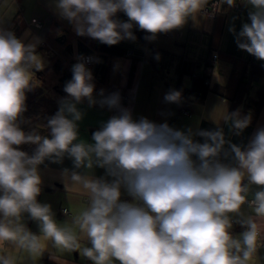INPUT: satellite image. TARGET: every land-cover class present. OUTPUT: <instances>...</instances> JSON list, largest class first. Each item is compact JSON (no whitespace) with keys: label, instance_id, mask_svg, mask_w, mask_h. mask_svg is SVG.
Wrapping results in <instances>:
<instances>
[{"label":"clouds","instance_id":"obj_1","mask_svg":"<svg viewBox=\"0 0 264 264\" xmlns=\"http://www.w3.org/2000/svg\"><path fill=\"white\" fill-rule=\"evenodd\" d=\"M235 3L221 4L231 8ZM244 3L251 7L250 23L239 33L234 26L229 31L239 49L264 61V0ZM207 5L208 0H54L57 14L77 35L109 46L134 41V25L150 34L145 39L155 40L159 33L182 28L189 18L195 22ZM119 12L128 21L117 19ZM37 43L38 38L25 44L0 27V264H18L14 252L27 254L34 264L49 243L62 252L78 251L92 264H259L264 127L241 146L226 140L219 127L179 130L146 117L135 120L130 109L121 107L118 92L104 96L101 90L102 99L94 98L92 72L78 62L63 89L67 97L47 121L51 138L26 133L20 127L25 93L34 87L33 69L44 68ZM84 99L90 107L99 103L118 111L92 134L94 143L76 142L77 122L83 118L77 105ZM164 100L179 104L182 93L169 90ZM222 120L240 135L252 117L237 109ZM24 144L36 146L32 154L20 150ZM66 155L74 169L104 168L112 179L64 169L67 181L78 185L87 201L58 224L51 205L37 200L42 190L38 166L46 159L62 163ZM121 189L130 202L121 199ZM25 213L38 222L39 235L26 227ZM64 214L69 215L68 209ZM234 224L245 229L238 237L231 232Z\"/></svg>","mask_w":264,"mask_h":264},{"label":"crops","instance_id":"obj_2","mask_svg":"<svg viewBox=\"0 0 264 264\" xmlns=\"http://www.w3.org/2000/svg\"><path fill=\"white\" fill-rule=\"evenodd\" d=\"M209 1L211 0H208V3ZM218 1L219 9L214 16L202 11L195 22L189 18L182 28L159 33L155 40H143L135 36L134 41L119 42L118 44L127 48V53L110 56L106 82H95L98 89L93 92L94 98L97 101L102 99L101 90L104 96L120 91L128 96L120 99L121 107L130 109L135 120L146 117L157 124L167 122L169 126L179 130H216L219 127L223 129L226 140L246 146L256 130L264 127V61L257 60L253 55L239 49L235 35L229 31V28L234 26L236 33H239L244 23H250L248 13L251 7L246 5L244 0H236L235 6L231 8L227 4H221L222 0ZM15 16L16 24H12ZM33 17L43 21L40 29H29L27 21ZM116 18L128 21L123 12L117 13ZM0 20V27L7 26L9 31L15 29L16 37L22 39L25 44L29 43L33 36L34 42L38 38L37 45L46 33L51 36L66 35L67 32L56 23L58 20L75 35L76 38L72 41L73 52H78L77 34L71 23L59 17L54 0H0ZM136 27L138 26L134 25L132 31ZM28 31L30 32L27 35ZM149 35L148 33L147 36ZM41 47L40 45L36 54L41 51L47 53L46 60L40 56L45 67L49 61L50 50ZM215 53L218 54L216 58ZM157 54L159 59H156ZM133 61L135 69L131 76ZM183 61L188 62V71H182ZM198 74H205L210 84L203 100L182 98L179 104L165 102V94L175 89L179 81L190 87ZM259 98L263 100L255 104ZM77 107L82 111L83 118L77 122L76 142L94 143L93 130L100 129L101 124L112 117L114 109L101 107L99 103L90 107L87 99ZM237 109L244 115L250 113L252 117L250 125L240 135L233 133L230 121L222 120L226 112L231 113ZM44 136L51 138L50 134ZM194 139L203 142L202 137L195 136ZM225 147L227 148V145ZM64 169H68L69 173L75 170L93 178H105L109 181L112 179L106 175L104 168L94 166L91 170L74 169L73 161L67 155L62 163H53L46 159L38 166L42 190L37 200L42 204L51 205L58 224L65 223L71 214L86 206L87 201L83 190L67 181ZM66 183H69L68 187ZM255 190L257 187L253 186V191ZM121 192L122 200L128 197L131 201L132 198L124 189H121ZM61 207L70 210L68 216L60 214ZM242 210L246 214L250 212L247 205H244ZM23 222L31 232L40 234L38 222L32 220L27 213L23 214ZM244 230L240 225L234 224L231 232L238 237ZM86 245L91 246L87 242ZM44 252L55 264H86L90 261L78 251L62 252L51 243ZM13 254L18 257V264H33L27 254ZM257 255L259 264H264V247L258 250ZM34 264H43V254Z\"/></svg>","mask_w":264,"mask_h":264},{"label":"trees","instance_id":"obj_3","mask_svg":"<svg viewBox=\"0 0 264 264\" xmlns=\"http://www.w3.org/2000/svg\"><path fill=\"white\" fill-rule=\"evenodd\" d=\"M213 1L214 0H211L209 3ZM13 21H16V16ZM28 23L29 20L27 21V24ZM56 23L67 33L62 36H51L49 33H46L41 37L40 44L36 47V51L40 49V45L42 46L41 48L46 47L50 50V56L49 61L43 70L36 71L33 69L34 87L31 91L25 93L27 110L22 114L20 127L26 133L35 131L41 136L50 134V129L47 127V121L59 110V97L65 98L68 95L63 89L65 84L72 79V67L76 55L89 53L95 54L96 62L91 66H87L93 75L95 92L98 89L95 82H98V84L106 82L110 56L124 55L127 53V48L120 44L109 46L96 39L79 35H76L78 40V52L75 53L73 52L72 44V41L76 38L75 35L69 32L68 28L61 25L58 20H56ZM32 27L39 29L35 26ZM15 32L16 30L14 33ZM133 34L143 40H146L145 37L148 35L147 32L140 30L139 27L134 28ZM187 63V61H183L182 71L189 70ZM134 69L135 61L132 63L131 76L133 75ZM247 80L250 81L249 78ZM209 87L210 84L208 83L207 76L205 74H198L194 77L190 87L185 86L179 81L175 90L182 93V98H192L200 101L205 98ZM262 100L263 98L257 99L255 104H259ZM97 130L99 129H94L93 131L95 132ZM35 147V145L24 144L20 146V150L32 154ZM43 264H55V262L48 257L46 252L43 253Z\"/></svg>","mask_w":264,"mask_h":264},{"label":"built area","instance_id":"obj_4","mask_svg":"<svg viewBox=\"0 0 264 264\" xmlns=\"http://www.w3.org/2000/svg\"><path fill=\"white\" fill-rule=\"evenodd\" d=\"M218 7H219V1H218V0H214V1L211 2V3H208V5L206 6V8H205L203 11H204L206 14H208V15H212V16H214V15H216V13H217V11H218ZM28 25H32V26H35V27L40 28V27L43 26V22H42L40 19H38V18H36V17H33V18L29 21ZM12 32L14 33V31H12ZM217 55H218V54L215 53V54H214V58H216ZM78 62H84V63L86 64V67H87V66H91V65H93V64L96 62V56H95V54H91V53H89V54H81V55L79 54V55H76V57H75V59H74V64H76V63H78ZM208 83H209V79H208ZM117 92H118L119 95H120V99L128 97L127 94H124L123 92H120V91H117ZM113 93H116V92H113ZM111 94H112V93H111ZM184 111H185V112H188V111H186V110H184ZM117 114H118L117 110L114 109L113 112H112V116H113V115H117ZM124 200L130 202V200H129L128 197H125ZM65 209H68V208H67V207H61V208H60V214L65 215V214H64V210H65ZM68 211L70 212L69 209H68ZM86 264H92V262L89 261V262H87Z\"/></svg>","mask_w":264,"mask_h":264},{"label":"rangeland","instance_id":"obj_5","mask_svg":"<svg viewBox=\"0 0 264 264\" xmlns=\"http://www.w3.org/2000/svg\"><path fill=\"white\" fill-rule=\"evenodd\" d=\"M29 21H30V20H29ZM14 23H15V22H14ZM14 23H12V24H14ZM0 24L2 25L1 20H0ZM28 27H29V29H30V28H33L32 25H28ZM5 28H6L7 30L10 29V28H7V26H6ZM39 29H40V28H39ZM44 29H45V28H44ZM29 32H30V31L27 32V35H28ZM39 33H40V32H39ZM14 34H15V33H14ZM33 37H34V36H33ZM33 37H31L29 43L34 42V40L32 39ZM45 53H46L45 51H41L40 53H38V55H39V56H43L44 59L46 60V54H47V53H46V54H45Z\"/></svg>","mask_w":264,"mask_h":264}]
</instances>
